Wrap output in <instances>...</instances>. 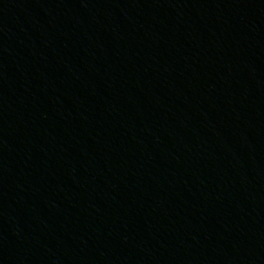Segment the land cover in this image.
Listing matches in <instances>:
<instances>
[{
  "label": "water",
  "instance_id": "water-1",
  "mask_svg": "<svg viewBox=\"0 0 264 264\" xmlns=\"http://www.w3.org/2000/svg\"><path fill=\"white\" fill-rule=\"evenodd\" d=\"M0 264H264V0H0Z\"/></svg>",
  "mask_w": 264,
  "mask_h": 264
}]
</instances>
